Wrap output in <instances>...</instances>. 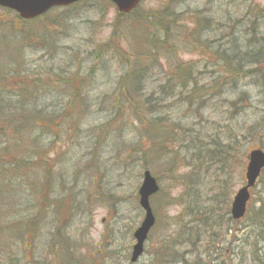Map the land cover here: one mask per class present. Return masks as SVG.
Returning <instances> with one entry per match:
<instances>
[{
	"label": "trees",
	"instance_id": "1",
	"mask_svg": "<svg viewBox=\"0 0 264 264\" xmlns=\"http://www.w3.org/2000/svg\"><path fill=\"white\" fill-rule=\"evenodd\" d=\"M176 1L167 0L164 10L161 8L155 13L146 14L140 19V23L144 25L145 20L147 23L151 21V24L155 25L156 29H160L163 35L168 30L165 16L172 17V21L175 20L173 8L171 9L169 6ZM87 3L80 2L69 7L52 9L29 22L20 20L12 11L4 10V16L0 18V23L13 29V34L10 37L16 41L20 55L24 49L32 46L34 50L47 54L52 53L50 54L52 56L58 51L59 41L66 38L64 33L75 16H72L70 11L77 6L84 7ZM136 9L128 14L117 13V23L114 28H118L117 31H119L120 24ZM234 10L235 12L227 11L224 22L218 20V23H214L216 21L210 18L208 15L210 11L207 9L204 11L205 13L201 11L199 15L195 16L196 28L191 32L196 35V38L193 39L194 46L209 50L214 55V60L210 62L212 71L207 73L204 70L208 67L206 65L208 57H206L203 67L198 64V61L181 62L176 60L173 64L167 62L165 71L169 70V72L161 77L163 81L160 80V84L155 86L150 94H146V86L154 85L156 80L152 78L150 65L142 60L147 54L155 62L160 46L165 43V38L163 37L161 40L154 34L146 36L147 32L145 33L143 30L142 35L140 34L143 41L141 49L130 48L129 51L122 52L120 48L112 46L113 53L111 52V54H116L114 57L117 56V59L120 58L123 61L124 72L117 82V91L115 90L117 94L113 97H110V94L103 95L95 104L98 106V111L107 112L108 119L101 125L92 128L98 131L97 134H91L95 135L97 139L93 140L92 146L89 145V152L86 155L88 159L85 162L90 163L94 157L99 156L94 152L100 133H103L105 138L107 130L111 128L113 130L109 131L116 135L112 138L119 137L122 136L125 126L136 123L142 141H137L135 145H132V152L137 153L138 156L133 157L130 151V157L132 159L137 157L145 169L153 171V175L158 181L161 176H165L170 181L181 183V191L173 201L180 200L182 208H185L184 212L189 211V215L183 221H179L177 218V229H179L177 245L179 249L185 250L178 254V259L184 264H188L184 255L190 253L196 256L199 248L198 243L206 242L204 238H207V245L211 248L208 253L214 252V244L218 239L215 240L213 235H215V228H219L221 225L220 219L224 218V222L227 221L225 233L231 229V226L228 225L233 222L229 216V199L232 192L227 190L228 177L231 174L232 165L239 166L237 153L241 141L242 144L245 143L247 137L255 131L260 120L264 119L263 114L260 120H257L258 122L246 123L243 121L239 127L235 124V128H231L227 124L220 127L212 121V127H210L207 116H205L209 102L230 93L233 96L232 100L227 102V118L230 121L236 119L245 108L249 107L252 94L239 88L242 81H249L250 86L253 84L260 86L264 92V7L249 5L240 9L236 7ZM54 13H57V19L54 22L48 21L47 17ZM234 14L235 16H233ZM28 24H33V29L27 28ZM60 27L61 29H59ZM209 27L211 32L221 31L220 38L209 42L201 40L202 32L205 29L209 30ZM120 33L122 32L120 31ZM18 34L19 39L15 38ZM122 35L127 36L123 33ZM139 39V37L135 38L137 43ZM224 40L226 41L224 42ZM199 41L202 43L195 45ZM115 44L113 43V45ZM107 47V45L102 47L96 45L90 49L87 57L95 63L83 76L73 72L66 75L71 77H63L67 74V71L64 70L60 71L61 76L57 75L60 78L51 79L47 71L45 75L42 74V71L30 73L21 67L22 60L12 61H16L18 66L10 67L11 62L8 64L9 66H6V68L8 67L7 71L0 74V119H3L0 120V156L8 159L7 162L0 164V178L5 180V184L0 185V208L8 209L7 212L4 211L0 215V222L3 221L0 224V256L3 258L13 257L11 246L7 243L8 238L13 236L14 239L16 237L21 240L25 239L27 232L33 231L34 225L32 217L30 219L25 217L24 223L15 221L16 224L13 226L12 220L17 212L14 204L16 199L19 201L24 197L21 192L23 186H18L16 181L13 183V179H19L15 177H22L20 173L16 172L17 169L24 167L22 174L30 175V172L33 173L32 167L37 166L36 164L45 168V180L40 190V192L44 191V194L37 197L40 202L48 199L51 190V168L47 163L46 153L39 154V150L42 148L34 146V155L25 156L21 143L27 145L29 140L33 145H36L40 141L39 138H42V135L34 136L38 131L50 130L53 132L55 129L54 132H56L57 130L63 131L64 128H66L64 130L67 134L69 132L77 134L82 131L84 124L82 125L81 122L89 121L91 112H93L92 107H94L93 99L89 98L83 81L93 76L96 69L100 71L110 65L109 57L105 56L110 55V48ZM67 67L71 66L67 65ZM43 75L47 79L42 82ZM12 77L14 81L10 83L9 79ZM7 80L9 81L7 82ZM74 82L82 84L83 88L81 89L78 85L74 87ZM51 92H55L57 97L50 104H45V98ZM154 95L156 96L154 97ZM240 103L244 104L240 106ZM174 105H176L175 109L183 110V115L179 120H176L171 113H166V109ZM80 117H82L81 120ZM197 120L199 122L192 123ZM200 124L203 125L198 126ZM70 137L72 140L73 136ZM53 140L54 138L48 142V145L56 142ZM123 148L128 149L126 145L121 146L119 143V150ZM179 150H182V156L179 155ZM161 154L163 162L159 163L158 156ZM245 154L244 151L242 158L245 157ZM96 165L101 167L99 162ZM243 165L244 161L242 160L240 166L243 167ZM262 175H264V170ZM15 190L20 193H16ZM159 193L160 189L155 196ZM63 199L66 204L67 200ZM56 203L53 205L57 207ZM36 207L38 206L36 205ZM244 219L250 220L256 237H264V196L257 197L249 203L247 213L242 220ZM57 233H59L58 228ZM165 237L155 244V252H153L149 264H157L159 260V264H167L170 260L171 246L174 242L173 235ZM57 238L62 237L59 234ZM193 251L196 252L193 253ZM253 253L255 252H252V255ZM195 256L194 261L196 260Z\"/></svg>",
	"mask_w": 264,
	"mask_h": 264
},
{
	"label": "rangeland",
	"instance_id": "2",
	"mask_svg": "<svg viewBox=\"0 0 264 264\" xmlns=\"http://www.w3.org/2000/svg\"><path fill=\"white\" fill-rule=\"evenodd\" d=\"M166 1L141 0L136 11L120 24L119 31H117L118 28H114L117 23V10L107 0H94L88 2L84 7L77 6L70 11L71 15L75 16L71 19V24L64 33L66 38L59 41L58 51L52 56L50 55L52 53L36 51L32 46L24 49L20 55L16 41L10 37L13 34V29L0 23V74L7 71L8 67L6 68V66L12 61L17 60L19 62L22 60L21 67L30 73L42 71V74L45 75L47 71L51 79L60 78L57 75L61 76L60 71L64 70L67 71V74L63 77H71L66 75L73 72L83 76L95 63L87 57L90 49L96 45L101 47L107 45V48H110V55H105L109 57L110 65L100 71L96 69L93 76L83 81L89 98L92 97L93 99L94 107H92L93 112H91L89 121L81 122L82 125L84 124L82 131L77 134L74 132L67 134L64 130L66 128L56 132H54L55 129L53 132L50 130L38 131L34 136L42 135V138H39L40 141L36 145H33L29 140L27 145L21 143L25 156L34 155V146L43 149V151L42 149L39 150V154L46 153L47 163L51 168V190L48 199L40 202L37 197L42 196V193L44 194V191L40 192V190L45 180V168L36 164L37 166L32 167L33 173L30 172V175L22 174L24 167L17 169L16 172L20 173L22 177H15L19 179H13V183L16 181L18 186H23L25 189L22 187L21 191L24 197L19 201L16 199L14 204L17 212L13 217L14 220H12L13 226L16 224L15 221L24 223L25 217L29 219L32 217L33 231L29 230L27 237L22 240L19 237L14 239L10 235L7 243L11 246L13 257L6 259L0 256V264H76L77 262L80 264H131L129 258L133 244L132 233L143 216L138 205V188L145 168L140 164L141 162L137 157L132 159L129 155L131 151L133 157L138 156L137 153L132 152V145H135L137 141H142V137H139V127L136 123L125 126L122 136L115 138H112L116 136L114 132L109 131L113 130L111 128L107 130L105 138L104 134L100 133L94 152L95 155L99 154V156L94 157L90 163L85 162L88 159L86 155L89 152V145L92 146L93 140L97 139L95 135L91 134H97L98 131L92 128L101 125L108 119L107 112L98 111V106L95 104L103 95L110 94V97H113L117 94L115 92V90L117 91V82L125 68V65L122 64L123 61L120 58L117 59V56V58L114 57L116 54H111L113 47L120 48L122 52H127L130 48L141 49L143 30L145 33L147 32L146 36L154 34L161 40L163 37L165 38V43L160 46L159 55H157L158 58L155 62L147 54L142 60L150 65L152 78L156 80L154 85L146 86L145 92L150 94L154 87L160 84V80L163 81L161 77L169 72V70L165 71L167 62L173 64L176 60L181 62L198 61V64L203 67L206 57H208L206 62L208 67L204 70L207 73L212 71L210 67L212 63L210 62L214 60V55L209 50L196 48L193 40L196 35L191 34L192 29L196 28L195 16L199 15V12L205 13L206 9L209 10L210 18L216 21L214 23H218V20L224 22L227 11L235 12L236 7L239 9L249 5L264 7V0H177L169 6V8H173L176 15H174L175 20L172 21V17L165 16V24H168V30L162 35V31L156 29L151 21L147 23L145 20L144 25H142L140 19L161 8L164 10ZM237 4L239 5L234 7ZM3 16L4 10L0 8V18ZM47 18L48 21L54 22L57 19V13L50 14ZM199 25L201 26V24ZM26 27L33 29V24H28ZM208 29L202 32L201 40L209 42L220 38L221 31L211 32L210 27ZM120 31L127 36L124 37ZM136 37L140 38L138 43L135 40ZM15 38L19 39V34ZM220 42L223 41L220 40ZM113 43H116V46ZM199 43L202 42L199 41L195 45ZM15 62H12L10 67H17ZM67 65L71 67L68 68ZM45 79L47 77L44 76L42 82L46 81ZM9 80L10 83L14 81L13 77ZM74 85V87L78 85L81 89L83 88V85L77 82H74ZM239 88L252 94L249 107L245 108L236 119L230 121L227 118V102L232 100V94L213 99L205 110V116H207L210 127H212V121L220 127L227 124L231 128H235V124L239 127L243 121L256 123L257 120H260L264 114L263 89L254 84L250 86L249 81H242ZM56 97L55 92L48 93L45 104H50ZM243 104L240 103V106ZM175 106L166 109V113H171L176 120H179L180 116L183 115V110L175 109ZM189 121L192 120L189 119ZM197 122L199 120L192 123ZM201 125L203 124L198 126ZM70 136H73L72 140ZM52 138L56 142L48 145ZM119 143L121 146L126 145L128 149L125 150L124 147L119 150ZM130 144L131 146H129ZM253 148L264 150V119L263 121L260 120L255 131L247 137L245 143L242 144L241 141L238 147L239 166L233 164L231 174L228 177L227 190L232 192L231 198L243 183L247 154ZM244 151L246 154L242 158ZM179 155H183L182 150H179ZM161 156L162 154L158 156L159 163L163 162ZM242 160L244 161L243 167L240 166ZM7 161L8 159L0 156V164ZM98 162L101 167L96 165ZM149 171L153 175V171L150 169ZM3 183L5 184V180L0 178V185ZM158 183L160 193L151 200L156 215V225L145 242L144 254L140 257L139 262L134 264H148L152 259L151 252L155 250V244L160 242L164 234H170L172 230L170 225L177 221V218L179 221H183L189 215V211L184 212L185 208H182L180 200L173 201L181 191V183L170 181L165 176H161ZM15 192L20 193L16 190ZM250 195V203L257 197L264 196V175L250 190ZM63 198L67 200L66 204L63 202ZM53 203L58 206H54ZM4 211L7 212L8 209L0 208V215ZM220 220L221 225L219 228L216 227L214 231L216 236L213 235L215 240L218 239L214 244V252L208 253L211 248L207 245V238H204L206 242L198 243L199 248L196 256L190 253L184 255L188 264H264V237H256L250 220L233 221L231 225H228L231 226V229L226 233L227 221L224 222V218ZM2 223L3 221L0 222V224ZM57 228L59 233H57ZM173 230H175L174 227ZM59 234L62 238H57ZM189 248L191 249V247ZM184 251L183 248H177L178 254ZM195 252L193 251V253ZM252 252L255 253L252 255ZM175 264H184V262H179L178 259Z\"/></svg>",
	"mask_w": 264,
	"mask_h": 264
},
{
	"label": "water",
	"instance_id": "3",
	"mask_svg": "<svg viewBox=\"0 0 264 264\" xmlns=\"http://www.w3.org/2000/svg\"><path fill=\"white\" fill-rule=\"evenodd\" d=\"M84 0H0V7L15 11L22 20L34 19L51 8L68 6ZM120 13H128L140 0H109ZM264 167V152L261 149H253L248 154V162L245 168V185L240 187L231 203L230 214L235 220L244 216L246 204L249 199V188L253 187L257 177ZM158 191L155 178L148 170L142 174V180L138 189V203L145 215L140 226L134 232L136 243L133 246L131 261L134 262L142 253L143 243L149 229L153 226L155 218L152 213L149 198Z\"/></svg>",
	"mask_w": 264,
	"mask_h": 264
},
{
	"label": "flooded vegetation",
	"instance_id": "4",
	"mask_svg": "<svg viewBox=\"0 0 264 264\" xmlns=\"http://www.w3.org/2000/svg\"><path fill=\"white\" fill-rule=\"evenodd\" d=\"M171 227H172V230H171V232H170V234H172L173 235V238H172V240L174 241L173 242V246H171L172 248H171V258H170V260L168 261V263L167 264H175V263H177L178 262V252H177V248H178V246H177V223H172L171 225H170ZM173 227L175 228V230H173ZM134 231V230H133ZM170 234L168 233V234H164V236H166L165 238H168L169 236H170ZM132 236H133V233H132ZM164 236L162 237V238H164ZM131 248H132V246H131ZM145 251V250H144ZM139 262V261H138Z\"/></svg>",
	"mask_w": 264,
	"mask_h": 264
}]
</instances>
